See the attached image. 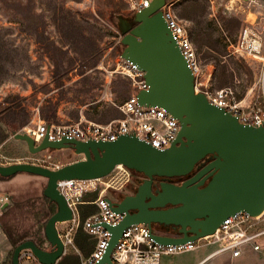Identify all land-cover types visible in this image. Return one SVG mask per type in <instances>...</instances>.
Instances as JSON below:
<instances>
[{"label": "water", "instance_id": "water-1", "mask_svg": "<svg viewBox=\"0 0 264 264\" xmlns=\"http://www.w3.org/2000/svg\"><path fill=\"white\" fill-rule=\"evenodd\" d=\"M167 0H153L136 12L134 27L121 39V57L144 73L148 86L137 99L142 106L167 110L180 123L176 140L165 150H158L135 135H123L111 142H81L63 138L40 144L27 133H15L32 154L45 151L72 150L83 159L56 169L31 164L0 165V177L31 174L46 178V194L57 205L48 219L44 234L50 250L27 240L13 252L12 264H21V254L30 250L39 264H57L67 251L57 224L73 219L72 209L58 189L64 180H97L108 177L117 166L144 176L134 194H114L107 198L112 211L124 214L117 226L102 224L111 233L106 252L97 264H114L112 252L123 232L133 224H145L152 238L160 244L179 245L215 233L228 217L239 212L257 216L264 210V124H243L238 117L209 102L195 90V76L183 56L163 16ZM264 1V0H262ZM213 157L182 184L162 182L153 191L155 178L184 177L200 162ZM177 230L169 233L155 226Z\"/></svg>", "mask_w": 264, "mask_h": 264}, {"label": "rangeland", "instance_id": "rangeland-1", "mask_svg": "<svg viewBox=\"0 0 264 264\" xmlns=\"http://www.w3.org/2000/svg\"><path fill=\"white\" fill-rule=\"evenodd\" d=\"M5 1L16 3L7 6L0 0V103L8 100L13 106L28 108L30 121L18 133L28 134L29 128H36L39 120H44V115L53 111L57 114L53 123L58 125L91 118L99 124L113 121L119 114L115 112L122 101L117 84L122 80L131 82L117 72L124 34L113 23H118L120 14H133L130 0ZM172 1L177 17L197 50L204 90L213 92L230 86L240 99L250 101L256 98L259 94V63L234 52V47L244 27L254 26L264 32V2ZM17 3L33 4L32 14L36 17L30 15L29 19H24L23 12H27L22 11ZM238 22L241 23L239 27ZM133 92L131 82V94ZM0 151L5 157L4 162L31 163L51 169L83 159L72 150L32 154L26 143L13 135L0 144ZM49 155L51 159H48ZM47 182L46 178L31 174H17L0 180V189L11 198L4 214V218L7 214L9 216L8 224L16 220L30 233V230L37 229L28 210L15 202L14 196L31 186L37 187L41 193ZM123 191L126 192V188ZM98 195V191L92 192L86 199H95ZM58 225L64 229L69 223ZM45 241V247L50 250L48 241ZM218 247L207 246L166 256L163 264H198ZM14 249L8 251L6 264H12ZM72 252H75L73 248L67 250V254ZM21 264L35 263L23 261ZM213 264H264V257L251 254L232 259L221 255L213 260Z\"/></svg>", "mask_w": 264, "mask_h": 264}, {"label": "built area", "instance_id": "built-area-1", "mask_svg": "<svg viewBox=\"0 0 264 264\" xmlns=\"http://www.w3.org/2000/svg\"><path fill=\"white\" fill-rule=\"evenodd\" d=\"M153 0H130L133 14L148 8ZM174 1L167 0L161 8L163 16L177 42L183 56L187 60L195 76L196 92L204 93L209 102L224 108L238 117L243 124L260 127L264 124V32L254 26L242 29L234 52L248 57L259 63L258 86L259 94L256 98L246 101L237 97L235 90L223 87L213 92L205 91V84L201 81L202 71L197 50L190 40L186 28L177 17L174 10ZM117 72L131 80L134 92L117 107L122 118L106 124L94 123L81 119L69 125L48 124L40 119L36 128H29L28 134L33 137L36 145L40 144L48 133L49 140L59 141L63 138L81 142L103 141L111 142L123 135H135L140 140L149 143L158 150L167 149L178 137L181 130L179 121L167 110L158 106H142L137 94L148 88L144 80V73L131 62L120 57ZM5 157L0 151V165H9L4 162ZM51 159V156H48ZM120 171V172H117ZM116 172V174H114ZM114 174V176H113ZM130 170L126 167L116 169L106 178L97 180H64L58 182V189L64 195L73 212V219L59 236L64 243L65 250L73 248L81 255L75 243L78 231L82 230L90 237L93 250L87 257L81 255L82 264H97L104 256L111 239V233L102 227V224L117 226L124 218L111 210L107 198L124 192L130 178ZM99 192L92 203L97 212L81 220L80 206L87 203L85 197L92 192ZM111 192V193H110ZM11 203L10 195L0 189V264H6L9 252L8 238L2 225V217ZM151 229L145 224H133L126 228L111 258L114 264H163V258L170 255L197 251L203 247L219 245L198 264H213V260L221 255L232 259H240L251 254H260L264 257V210L257 216L246 212H239L224 220L214 234L201 237L185 244H160L151 235ZM39 264L30 250L23 251L21 262Z\"/></svg>", "mask_w": 264, "mask_h": 264}, {"label": "trees", "instance_id": "trees-1", "mask_svg": "<svg viewBox=\"0 0 264 264\" xmlns=\"http://www.w3.org/2000/svg\"><path fill=\"white\" fill-rule=\"evenodd\" d=\"M1 1H3L7 6L16 3L15 2L13 4H10L8 1ZM17 4L22 11L27 12V14L23 12L24 19H29L31 16L33 18L36 17V15L32 14L33 4L32 6L29 3H27L26 5L22 3ZM112 14L114 15L115 12H112ZM117 19L118 23L115 24L112 21L111 22L118 28V30H120V32H122V30L124 32H128L131 27H134L137 24L135 22L134 14L129 16H124L123 14H120L119 16H117ZM35 23L38 25L37 22ZM240 24L241 23L238 22L237 27H239ZM37 25H34L35 28H38ZM249 73L252 74L251 72ZM117 87L121 94L122 103L131 96V82L127 80H122L117 84ZM115 113L119 114L116 116V118H114V120L122 118L123 115L119 110H117V112ZM56 118V111H53L50 114H45L43 117V119L48 124H52L56 120ZM29 121L30 112L28 108H18L17 106H13L12 104H10L8 100L3 103H0V144L4 142L9 136L18 133L19 129L27 125ZM89 121L94 122L93 118H91ZM0 180H6V178L0 177ZM46 188L47 185L43 187V190L40 193L37 187L31 186L28 189L19 192L17 196H14L15 202L23 204L24 209L28 210L31 221L37 224V229L35 231L30 230V233L26 228H22V225L20 226L18 224V221L16 220L13 221V223L8 224V214L5 218L3 216L2 225L12 247L16 248L21 243L27 240H31L35 242L39 248L47 249V247H45L46 237L44 232L42 233L41 231L43 226H41V223L44 224V228L48 219L57 211V205L50 197L47 196ZM96 212L97 208L93 204H83L80 206V216L82 221H84L88 216L95 214ZM168 228L169 227H167V230L165 231L169 232ZM75 243L81 251L82 256H88L93 250V245L90 242V237L86 235L82 230H80L79 234L76 236ZM81 255L75 252L68 253L64 255L57 264H82Z\"/></svg>", "mask_w": 264, "mask_h": 264}, {"label": "flooded vegetation", "instance_id": "flooded-vegetation-1", "mask_svg": "<svg viewBox=\"0 0 264 264\" xmlns=\"http://www.w3.org/2000/svg\"><path fill=\"white\" fill-rule=\"evenodd\" d=\"M213 160V157L208 156L205 160H203L202 162L199 163V165H197V168L195 169V171H193L191 174L184 176V177H174V178H155L154 182H153V191L156 193L159 190V185L162 182H169V183H173V184H182L184 181L188 180L190 177H192L194 175V173H196L198 170L204 168L209 162H211ZM145 178L143 175L138 174L136 172L131 171L130 174V178L128 181V185L126 187V192H122L120 193L121 195L125 196V195H129V194H134L137 191V188L140 184H142L144 182ZM156 229H162V230H167L168 226H155ZM169 233H175L177 232V230H174L172 227L168 228Z\"/></svg>", "mask_w": 264, "mask_h": 264}, {"label": "crops", "instance_id": "crops-1", "mask_svg": "<svg viewBox=\"0 0 264 264\" xmlns=\"http://www.w3.org/2000/svg\"><path fill=\"white\" fill-rule=\"evenodd\" d=\"M70 163V162H69ZM69 163H67V164H69ZM12 164V163H11ZM66 165V164H65ZM88 195V194H87ZM87 195H86V197H87ZM86 197H85V201L87 202V203H85V204H92V203H89V202H92L93 200H95V199H91V201H89L88 199H86ZM94 205V204H93ZM96 206V205H95ZM97 208V207H96ZM64 224V223H63ZM67 227V226H66ZM66 227H64V229H61V228H59V225L57 224V228H58V230L59 231H64L65 230V228ZM79 234V231H78V233H77V235ZM86 234V233H85ZM76 235V236H77ZM87 235V234H86ZM76 238V237H75ZM8 248H7V251H10L11 249H12V247H11V245H10V243H8V246H7ZM67 254V253H66ZM83 257H87V256H83ZM81 260H82V258H81Z\"/></svg>", "mask_w": 264, "mask_h": 264}, {"label": "bare ground", "instance_id": "bare-ground-1", "mask_svg": "<svg viewBox=\"0 0 264 264\" xmlns=\"http://www.w3.org/2000/svg\"><path fill=\"white\" fill-rule=\"evenodd\" d=\"M263 2H264V1H263ZM206 97H207V96H206ZM118 167H119V168H123L124 166H122V165H119Z\"/></svg>", "mask_w": 264, "mask_h": 264}]
</instances>
